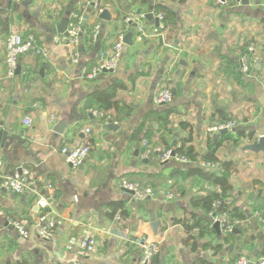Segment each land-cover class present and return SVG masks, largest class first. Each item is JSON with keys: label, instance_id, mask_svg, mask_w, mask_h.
Masks as SVG:
<instances>
[{"label": "crops", "instance_id": "1", "mask_svg": "<svg viewBox=\"0 0 264 264\" xmlns=\"http://www.w3.org/2000/svg\"><path fill=\"white\" fill-rule=\"evenodd\" d=\"M90 1L0 0V130L25 142L0 144L3 173L10 175L24 167L41 182L37 193L0 191V264H140V251L132 244L139 235L160 242L153 264H230L241 255L252 261L264 258V222L254 216L264 210V155L237 151L264 136V0L228 6L216 0L183 4L98 0L101 12L108 10L109 21L87 6ZM157 6L170 8L176 15L174 23L156 36L155 22L145 19L147 38L137 43L134 37L114 70L87 80L99 53H109L125 30V17L159 14ZM72 11H83L85 30L100 26L96 43L88 38L77 45L53 43L62 36L51 35V30ZM12 33L36 35L49 53L20 58V73L8 78L5 39ZM250 44L256 46L260 67L256 63L245 75L239 59ZM76 51L77 64L73 62ZM160 84L171 87L172 100L155 106L152 99ZM106 90L120 102L119 111L105 113L117 129L101 125L89 112V96ZM24 119H31L33 127L25 128ZM61 121L67 122V128L55 138L52 129ZM226 121L236 122L235 129L226 134L211 130ZM85 128L90 129L87 136L81 133ZM241 133H251L252 141ZM144 141L162 150H174L187 141L198 159L183 165L160 163L156 153L144 158ZM216 143L220 144L215 153L218 161L234 165L225 201L244 216L243 220L229 218L236 229L226 240L212 229L209 212L193 204L200 197L220 193L219 187L188 173L190 168H200L196 162L205 161L202 157ZM82 144L90 146V153L81 170L73 169L60 150ZM123 180L150 185L158 197L137 201L120 187ZM47 181L56 196L46 210L55 212L60 222L56 235L47 242L36 237L26 240L12 222L31 228L46 212L37 201L48 196ZM172 191L176 198L164 202V195ZM117 203L122 209L114 212ZM198 220L202 229L195 227L188 233L186 226ZM86 228L93 229L96 248L90 257L82 258L68 251L66 244L70 237L80 238ZM35 243L44 245L49 255L40 257Z\"/></svg>", "mask_w": 264, "mask_h": 264}, {"label": "built area", "instance_id": "2", "mask_svg": "<svg viewBox=\"0 0 264 264\" xmlns=\"http://www.w3.org/2000/svg\"><path fill=\"white\" fill-rule=\"evenodd\" d=\"M15 3H20L23 0H12ZM221 6H228L231 4L241 5L244 2H249L251 0H216ZM96 13H101V9L98 5V0H91L88 5ZM158 19V26L154 29V35L158 36L163 30H165V24L163 21L162 14H155ZM146 14H135L131 13L124 19L125 30L118 35L113 47L109 53L100 52L98 55V61L96 66L92 69L91 73L87 74L85 78L87 80L96 79L101 73L108 70H114L122 57L125 44L123 38L130 27L135 30L134 37L137 43H141L147 38L144 20ZM83 12L79 13L72 11L68 18L67 33L68 37H56L53 39L54 44H59L61 42H67L71 45H77L80 38H88L92 43L98 41L100 26L96 25L91 31H87L83 27L84 23ZM159 33V34H158ZM133 37V38H134ZM48 50H46L39 43L38 38L34 34H19L12 33L8 35L5 39V64H6V77L13 78L16 76V70L18 68L20 58L24 56H34V57H46L48 55ZM257 50L254 44H250L244 54L240 57L239 62L241 65V71L243 74L248 75L253 66L258 62ZM79 53L76 51L74 55L73 62L78 63ZM172 100L171 87L168 84L157 85L156 92L153 96L152 103L155 106H161L169 104ZM90 114L97 117L101 121V125L109 126L112 121L104 116L101 112L97 110H90ZM23 125L25 128H32L33 122L31 119H24ZM1 128V126H0ZM235 129V125L232 122L219 123L211 130L215 133H219L222 130L232 131ZM84 135L90 134V129L85 128L81 131ZM143 152L142 156L144 158H149L153 154L158 155V160L160 163H167L169 161H174L183 165L190 164L191 162L187 160L184 156L175 154L172 149L162 150L160 148H153L144 141L142 143ZM90 153V146L88 144H82L77 148L69 149L63 148L60 150V154L65 158L66 162L73 169H78L88 157ZM198 167L206 172H210L215 169L217 172L222 173L223 169L220 163H213L207 161L196 162ZM4 163L0 158V191H5L14 195H21L28 192L37 193L40 178H36L32 175L29 169L24 167H19L12 174L6 175L3 173ZM41 183V182H40ZM120 187L124 190L133 192V198L137 201H144L147 199H156L158 197L155 190L150 186H143L138 182H131L123 180L120 182ZM48 196L40 197L37 201V205L40 210L46 211L55 203V194L52 190L50 183L46 184ZM176 198L173 192H168L164 195L163 201L170 202ZM225 204L228 206L227 202L215 201L212 203L211 211L208 216L210 219L211 227L217 223L219 225L220 234L227 236L233 233L236 229L235 224L229 220V213L227 211H220L221 205ZM255 218L264 222V210L256 212L254 214ZM120 219V217H117ZM59 220L56 218L55 212H42L38 219L35 221L31 228H26L19 223L12 222L13 227L17 233L24 239H30L32 233L35 237L41 241H50L57 232L59 226ZM132 244L140 251V264H153L155 258L160 254V242L157 240H151L145 235L135 236L132 239ZM96 248V236L92 228H86L83 230L80 238L70 237L66 244V249L68 251H75L76 254L82 258L90 257ZM264 264V258L258 261H252L248 257L241 255L236 257L230 264Z\"/></svg>", "mask_w": 264, "mask_h": 264}, {"label": "trees", "instance_id": "3", "mask_svg": "<svg viewBox=\"0 0 264 264\" xmlns=\"http://www.w3.org/2000/svg\"><path fill=\"white\" fill-rule=\"evenodd\" d=\"M145 1L146 0H140L141 3L145 2ZM173 1L178 2L179 4H183L186 0H173ZM81 12H83V11H80L79 13H81ZM155 12L163 15V21H164L166 28L169 27L171 24H173L174 21L176 20V15L168 7L157 6L155 9ZM89 99L91 102L90 107L92 109L94 107L95 110H97L98 112H101L104 116H106L105 113H107L108 111L117 112L120 109V102L118 100H116V96H115L114 92H109L107 90L106 91H97V92L92 93L89 96ZM162 114H164V113H162ZM164 122L168 123L167 120H164ZM240 135H241V137L248 139V141H252V139H253V136L251 133L250 134L241 133ZM234 142L236 145L238 140H235ZM186 143H187V141H183V143L178 148L173 150L174 153L181 155V156H184L190 162L197 161L198 156L195 155L193 147L192 146H186ZM219 147H220V144H218V143H216L213 146H210L209 153L204 155V157H202V159H204L207 162L220 163L221 167L223 169L222 173H220V172L212 173L211 171L210 172H204L200 168H190L189 172H188L189 175L195 174L198 176L208 178L209 180H211V182L214 185H216L220 189V193H213L210 195L200 197L196 200H193V204L200 206L206 212L211 211V207H212L213 202H215V201L225 202L226 196L231 190L230 176H231L232 169H233L234 165L230 161H224V162L218 161V159L215 156V153L217 152ZM112 208H113V211L116 212L118 209H122V204H118V203L113 204ZM220 211H222V212L227 211L230 215L229 218L231 220L233 218H236L239 220L244 219V216L239 214L236 209L229 210L225 204L221 205ZM192 218L197 219L196 216H193ZM196 221L197 220H195V222ZM186 227L188 228L187 229L188 233L192 229H194L195 227H199L200 229H202L201 221L198 220V222L196 224L191 225V226H186ZM231 234H233V233H230L227 236H225L224 240H226Z\"/></svg>", "mask_w": 264, "mask_h": 264}, {"label": "water", "instance_id": "4", "mask_svg": "<svg viewBox=\"0 0 264 264\" xmlns=\"http://www.w3.org/2000/svg\"><path fill=\"white\" fill-rule=\"evenodd\" d=\"M248 2H244V4H247ZM176 11V8H175ZM85 18V17H84ZM100 19H102L103 21H109L111 19V16L108 12V10H103L99 16ZM145 19L148 21H154L156 24V27L158 26V19L154 18L153 15L151 13L146 14ZM67 25H68V18L64 19L60 22V24L53 28L51 30V35H63L64 37H68V33L66 31L67 29ZM134 33L135 30L133 27H130L124 38H123V42L125 44V46H132L133 45V37H134ZM81 41V38H80ZM258 63V62H257ZM182 65L184 66L185 64L182 63ZM256 68H259L260 65L259 63L255 66ZM112 70H108V72H110ZM107 72V71H104ZM20 73V69L19 67L16 70V74ZM110 128L112 129H117L115 125L110 124L109 125ZM67 128V122L65 121H61L59 123H57L54 128L52 129V134L54 135L55 138H58V136L63 135L65 129ZM228 130H222L220 131L218 134H226L228 133ZM215 138L217 137V134L214 136ZM14 141H17L21 144H24L25 142L23 140H21L20 137L17 136H8V133L5 131H1L0 130V144L4 147H8L10 146ZM238 152H251L254 154H258V153H262L264 155V136L263 137H259L257 140L250 142L248 144L243 145L240 148H237ZM35 157V155H33ZM36 158V157H35ZM71 167V166H70ZM82 165L78 168L79 170L82 169ZM213 173L216 172L215 169L211 170ZM46 183V182H45ZM127 193H129L130 195H133V192L125 190ZM153 230L154 232L157 231V226H158V222L154 223L153 225ZM212 229L217 233L220 234V230H219V225L217 223H215L212 226ZM31 239L34 240L35 239V235L34 233H32ZM35 242V241H34ZM47 242V241H46ZM35 251L37 252L38 255H40V257H43L44 254L49 255L48 249L44 246V245H39L37 243H35ZM40 249V250H38ZM38 250V251H37ZM250 264H254V263H250Z\"/></svg>", "mask_w": 264, "mask_h": 264}, {"label": "rangeland", "instance_id": "5", "mask_svg": "<svg viewBox=\"0 0 264 264\" xmlns=\"http://www.w3.org/2000/svg\"><path fill=\"white\" fill-rule=\"evenodd\" d=\"M227 122V121H226ZM232 123H234V125H235V127H236V122H233V121H231ZM173 192V191H172ZM174 193V192H173ZM175 194V193H174ZM230 202H228V204H229ZM232 208V203H230L229 204V206H227V208L230 210L231 208ZM260 211V210H259ZM259 211H256V212H259Z\"/></svg>", "mask_w": 264, "mask_h": 264}]
</instances>
